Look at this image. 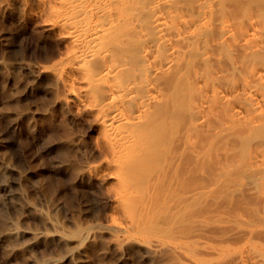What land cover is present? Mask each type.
Here are the masks:
<instances>
[{"label": "rangeland", "instance_id": "obj_1", "mask_svg": "<svg viewBox=\"0 0 264 264\" xmlns=\"http://www.w3.org/2000/svg\"><path fill=\"white\" fill-rule=\"evenodd\" d=\"M146 3L116 1L127 26L114 48L126 78L159 68L153 150L137 171L160 174V205L144 221L176 223L187 254L124 239L113 220H124L121 184L110 144L69 91L81 75L66 74L74 46L58 26L61 0H0V264H264V0Z\"/></svg>", "mask_w": 264, "mask_h": 264}, {"label": "bare ground", "instance_id": "obj_2", "mask_svg": "<svg viewBox=\"0 0 264 264\" xmlns=\"http://www.w3.org/2000/svg\"><path fill=\"white\" fill-rule=\"evenodd\" d=\"M40 1L45 8H48L52 2V0ZM116 1L61 0L63 8L60 12L61 19L58 26L74 46L66 74L69 78L77 74L81 75V79H73L69 91L78 103L77 105L93 115L97 127L104 134L112 149L114 158L108 162V167L115 170V174L112 173L110 176L121 184L117 192L118 212L124 216L122 221L117 220L116 217L113 220L120 230L126 233L124 239L139 233L145 236V246L153 252H162V250L164 252L166 249H171L187 254L179 239L181 235H178L177 227H174L176 223L168 220L164 223L156 222V220L150 223L144 221L145 215L159 208L160 205L156 207L151 203L155 182L158 183L153 176L159 179L160 174L156 172L153 176L143 177L144 174L137 171L138 160L153 150L151 148L153 138L151 128L158 117L153 116L152 110L154 105L160 101L157 97V86L152 77L159 74V68H154L148 73L152 68L149 69V66V71L142 72L143 74L138 73L142 74L140 77L134 75V72L133 77L126 78L125 71L129 63L122 56V51L114 48V45L119 41L116 30L125 22L127 23V7L124 5L121 15L117 16L114 8ZM145 1L147 6L156 8L163 0ZM154 17V26L161 38L165 25L164 18H161L158 13ZM134 28L136 29V26ZM149 56H145L146 62H150ZM96 64L98 68L95 67ZM145 68L147 69L146 66L142 69L146 71ZM199 192L201 190L194 189L186 193L185 201L194 199ZM174 204L175 202L170 210L178 215L182 211L183 203H176V206ZM195 222L197 224L198 220ZM201 224L202 222L198 225ZM6 232L15 235L18 234V229L14 227ZM3 234L4 231H0V237ZM34 235L36 237L38 233L35 232ZM201 245L202 249L208 251L218 250L215 246ZM237 258L225 260L227 264H230V262L236 263ZM189 260L195 262V257L189 255Z\"/></svg>", "mask_w": 264, "mask_h": 264}]
</instances>
